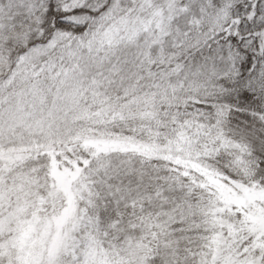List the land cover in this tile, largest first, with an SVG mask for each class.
Returning a JSON list of instances; mask_svg holds the SVG:
<instances>
[{
  "label": "snow or ice",
  "instance_id": "1",
  "mask_svg": "<svg viewBox=\"0 0 264 264\" xmlns=\"http://www.w3.org/2000/svg\"><path fill=\"white\" fill-rule=\"evenodd\" d=\"M0 264H264V0H0Z\"/></svg>",
  "mask_w": 264,
  "mask_h": 264
}]
</instances>
